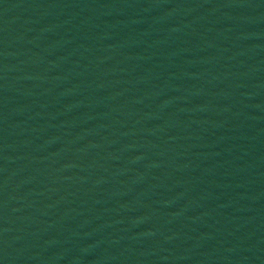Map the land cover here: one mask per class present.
<instances>
[{
	"label": "water",
	"instance_id": "water-1",
	"mask_svg": "<svg viewBox=\"0 0 264 264\" xmlns=\"http://www.w3.org/2000/svg\"><path fill=\"white\" fill-rule=\"evenodd\" d=\"M0 264H264V0H0Z\"/></svg>",
	"mask_w": 264,
	"mask_h": 264
}]
</instances>
